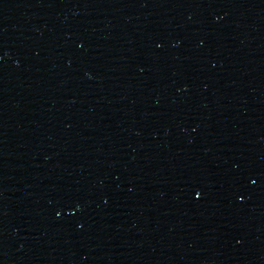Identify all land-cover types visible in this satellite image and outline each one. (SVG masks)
<instances>
[{"label": "water", "instance_id": "water-1", "mask_svg": "<svg viewBox=\"0 0 264 264\" xmlns=\"http://www.w3.org/2000/svg\"><path fill=\"white\" fill-rule=\"evenodd\" d=\"M0 264H264V0H0Z\"/></svg>", "mask_w": 264, "mask_h": 264}, {"label": "snow or ice", "instance_id": "snow-or-ice-1", "mask_svg": "<svg viewBox=\"0 0 264 264\" xmlns=\"http://www.w3.org/2000/svg\"><path fill=\"white\" fill-rule=\"evenodd\" d=\"M197 196H199V193H197Z\"/></svg>", "mask_w": 264, "mask_h": 264}]
</instances>
